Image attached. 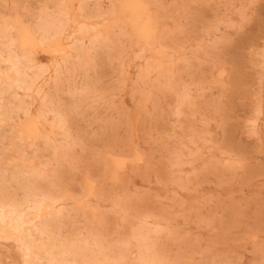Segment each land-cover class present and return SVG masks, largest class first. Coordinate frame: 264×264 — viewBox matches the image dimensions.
Segmentation results:
<instances>
[{
    "label": "rangeland",
    "instance_id": "374dc122",
    "mask_svg": "<svg viewBox=\"0 0 264 264\" xmlns=\"http://www.w3.org/2000/svg\"><path fill=\"white\" fill-rule=\"evenodd\" d=\"M125 1L0 0V264H264V0Z\"/></svg>",
    "mask_w": 264,
    "mask_h": 264
},
{
    "label": "bare ground",
    "instance_id": "6f19581e",
    "mask_svg": "<svg viewBox=\"0 0 264 264\" xmlns=\"http://www.w3.org/2000/svg\"><path fill=\"white\" fill-rule=\"evenodd\" d=\"M126 1H128V0H126ZM125 1V2H126ZM131 1V0H130ZM128 2V3H126L124 6H126L129 10H130V12H132V14L134 15V18H133V16H132V19H133V21L132 22H139V19H142L141 17H142V15L143 14H145V11H144V5L146 4H144V5H142L143 3L141 2V1H139V0H133L132 2ZM142 3V4H141ZM124 4V3H123ZM146 6V5H145ZM125 7V8H126ZM124 9V8H123ZM146 10V9H145ZM148 11V10H147ZM148 15V14H147ZM146 16V15H145ZM144 17V16H143ZM147 18H148V16H147ZM129 19V18H128ZM124 20V19H123ZM135 20V21H134ZM144 20H146L145 18H144ZM140 21H142V20H140ZM147 22V21H146ZM141 23V22H140ZM145 23V22H144ZM133 24V23H132ZM135 25H136V23H134ZM134 24H133V26H134ZM147 24V23H146ZM141 26H143L142 24H140ZM140 25H139V27H140ZM138 26V25H137ZM147 26V25H146ZM148 26H149V20H148ZM144 27V26H143ZM138 28V27H137ZM151 28V27H150ZM134 29V28H133ZM142 29V28H141ZM148 30V31H150L151 33H152V31H153V29L151 28V30H149V28L147 29V27L146 28H144L143 30ZM155 29V28H154ZM145 30V31H146ZM135 31V30H134ZM139 31V29L137 30V32ZM142 31V30H141ZM144 31V32H145ZM136 32V33H137ZM139 33V32H138ZM148 33V32H147ZM150 33V34H151ZM140 34V33H139ZM141 34H145L146 35V33H141ZM149 34V33H148ZM150 34H149V36H150ZM153 34H154V32H153ZM143 38V37H142ZM151 38V37H150ZM147 39H148V37H147ZM153 39H154V37H153ZM155 40V39H154ZM148 41H149V39H148ZM157 64H159V63H157ZM221 74V73H220ZM40 133V132H39ZM42 134V132L40 133V135ZM41 137H42V135H41ZM45 138H47V137H45ZM135 159V158H134ZM137 159V158H136ZM119 161V160H118ZM117 161V162H118ZM41 162V161H40ZM115 164V163H114ZM117 164V163H116ZM119 164H120V162H119ZM105 165V164H104ZM123 167V166H122ZM116 171V170H115ZM111 175H113V174H111ZM115 176V175H114ZM85 187V186H84ZM86 189V188H85ZM85 191V190H84ZM91 193H92V191H91ZM68 195H69V193H68ZM47 197V196H46ZM52 204H53V202H51ZM2 206V205H1ZM33 206V205H32ZM46 208H48L47 206H46ZM3 213V212H2ZM8 214V213H7ZM15 215V214H14ZM16 216V215H15ZM18 231V230H17ZM133 238H134V236H133ZM132 239V238H131ZM133 242H134V239L132 240ZM134 244V243H133ZM149 246V245H148ZM140 250L142 249V248H139ZM64 251V250H63ZM71 251H73V250H71ZM141 251H144V252H146L145 250H141ZM68 252V251H67ZM148 253H149V250H148ZM126 254V253H125ZM125 259V258H124ZM143 259V258H142ZM157 259V258H156ZM127 260V259H126ZM149 260V259H148ZM143 261H144V259H143ZM143 261H141V262H143ZM146 261V260H145ZM88 262V261H87ZM127 262V261H126ZM153 262V261H152ZM144 263V262H143ZM147 264H148V262H146ZM145 263V264H146ZM151 263V262H150ZM101 264V263H100Z\"/></svg>",
    "mask_w": 264,
    "mask_h": 264
}]
</instances>
